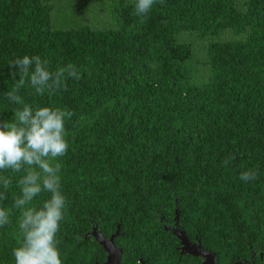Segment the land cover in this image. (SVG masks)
<instances>
[{
    "label": "trees",
    "instance_id": "obj_1",
    "mask_svg": "<svg viewBox=\"0 0 264 264\" xmlns=\"http://www.w3.org/2000/svg\"><path fill=\"white\" fill-rule=\"evenodd\" d=\"M134 4L0 0V118L14 115L6 93L15 58L39 55L53 70L73 63L81 72L67 92L20 93L33 107L74 113L61 158L62 264L100 259L98 242L82 237L93 223L118 227L128 253L151 258L165 242V264L197 262L179 257L162 217L218 264L252 251L264 262V0H164L143 23ZM251 168L257 179L241 181ZM15 179L6 207L19 193ZM19 214L0 227V264H15Z\"/></svg>",
    "mask_w": 264,
    "mask_h": 264
},
{
    "label": "clouds",
    "instance_id": "obj_2",
    "mask_svg": "<svg viewBox=\"0 0 264 264\" xmlns=\"http://www.w3.org/2000/svg\"><path fill=\"white\" fill-rule=\"evenodd\" d=\"M164 0H135L134 13L145 22L153 7ZM15 81L6 99L14 105L10 120L0 118V227L11 222L19 210L20 243L12 250L15 264H62L58 233L68 212V199L62 191V163L69 142L66 121L74 113L61 107H33L20 94L30 88L33 95L53 96L68 91V80H80V69L67 63L52 69L39 55H24L9 64ZM17 77H19L17 79ZM235 159L229 156L225 166ZM9 173L11 175H9ZM258 170L243 171L239 179L256 180ZM15 177L19 193L11 207L2 204Z\"/></svg>",
    "mask_w": 264,
    "mask_h": 264
},
{
    "label": "flooded vegetation",
    "instance_id": "obj_3",
    "mask_svg": "<svg viewBox=\"0 0 264 264\" xmlns=\"http://www.w3.org/2000/svg\"><path fill=\"white\" fill-rule=\"evenodd\" d=\"M159 222H162V229L164 231H165V229L169 230L173 234V236H175V238H177V236L175 235L174 232L177 230H182L179 228L177 223L175 224V222H173L172 224H169V225L168 224L165 225V219L163 217L160 218ZM116 229H117V227H116ZM116 229L114 231L108 232V233L105 230H103V231L101 230L99 232L101 233L103 238L108 240V238H110V236L116 232ZM121 236H122V234L119 233V231H118L117 235L115 237H113V239H112L114 247L120 252L119 264H165V242L162 243L161 247H158L159 248V251H157L158 253L155 254L152 252V254H154V255H152L151 258H149L148 254H146L147 256L144 258L142 256H137L139 251L136 249H131L130 250L131 253H128L127 250L124 249V247H123L124 245L122 244L121 240H119V237H121ZM187 237H188L189 241H191V243L195 244V243L199 242V240H197L196 237H194V238H190L189 236H187ZM98 245L100 246V251H101L100 259L97 262H94L91 264H95V263L105 264L107 262L108 252L103 247V245H101V244H98ZM204 249L207 251H211L210 249H207V248H204ZM177 250L179 252V257L183 260L185 259L186 255L191 256V255L183 252V250L181 249L180 242H179V245L177 246ZM192 257H194V256H192ZM195 258H197V262H192L191 260H185V263H183V264H203V261H205V259L203 260L201 257H195ZM261 260H262V258H261ZM212 262H215L216 264H218L216 254L213 257L209 258L205 264H211ZM238 262H239V264H264V262L256 260V252L255 251L250 252V255L248 257L234 261L232 264H235Z\"/></svg>",
    "mask_w": 264,
    "mask_h": 264
},
{
    "label": "water",
    "instance_id": "obj_4",
    "mask_svg": "<svg viewBox=\"0 0 264 264\" xmlns=\"http://www.w3.org/2000/svg\"><path fill=\"white\" fill-rule=\"evenodd\" d=\"M118 231L119 230L117 227L116 232L113 235H111L110 238H108L107 240L103 238L101 233L97 230L95 223H93L91 230L82 237L84 239H87L91 236L98 242V244L103 245V247L108 252L107 262L105 264H119L120 252L114 247L112 242L113 237L117 235ZM174 233L181 244V249L183 250V252L194 257H201L203 260L205 259V261H203V264H205L209 258L215 255L213 252L205 250L201 246L200 242H197L195 244L191 243V241H189L187 235L183 230H177ZM211 264H216V263L212 262ZM235 264H239V262Z\"/></svg>",
    "mask_w": 264,
    "mask_h": 264
}]
</instances>
